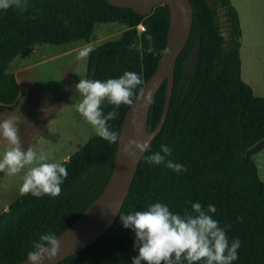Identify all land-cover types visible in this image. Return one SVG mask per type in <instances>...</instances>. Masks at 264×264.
Returning <instances> with one entry per match:
<instances>
[{"label":"trees","instance_id":"1","mask_svg":"<svg viewBox=\"0 0 264 264\" xmlns=\"http://www.w3.org/2000/svg\"><path fill=\"white\" fill-rule=\"evenodd\" d=\"M192 29L177 58L170 106L161 132L145 152L128 195L108 231L90 246L57 264H131L138 256L135 233L124 228L120 213L142 211L150 204L168 206L173 214L192 212V204L206 209L224 229L229 243L239 239L233 264H264V181L254 155L264 150V97L253 95L242 81L239 47L241 30L229 0H190ZM28 9L0 10V114L14 110L20 88L9 64L21 53L40 45L90 43L96 25L121 23L126 29L115 41H106L87 54L85 79L106 81L135 72L145 82L161 56L146 49L151 34L156 49H163L169 24L167 6L149 15L116 7L105 0H28ZM218 9L225 16L228 39L221 32ZM35 16V19L32 17ZM144 31L139 33L137 26ZM142 87L138 86V88ZM166 83L159 88L149 111L148 128L160 118ZM129 106L118 109L106 101L108 121L120 133ZM168 145L175 163L186 171L173 172L164 164L150 165L144 157ZM117 143L94 135L61 162L68 176L61 194L52 198L21 193L0 214V264H17L46 232L59 235L100 195L113 169ZM183 264H188L183 261ZM195 264H204L203 261Z\"/></svg>","mask_w":264,"mask_h":264},{"label":"clouds","instance_id":"2","mask_svg":"<svg viewBox=\"0 0 264 264\" xmlns=\"http://www.w3.org/2000/svg\"><path fill=\"white\" fill-rule=\"evenodd\" d=\"M28 0H0V10L15 8L20 12L28 9ZM35 19V16L32 17ZM146 39L149 46L146 49L150 55L165 57L169 55L168 48L156 49L154 39L149 34ZM90 52L85 49L81 58ZM144 81L135 72H125L121 77L106 81L94 79H80L75 92L79 101L74 105L76 111L90 124L97 136L109 144L121 140L118 132L110 130L108 121L118 118L117 110L121 105L133 106L134 101L143 98L150 102L152 92L145 94L141 86ZM105 101L115 106L106 115L102 110ZM0 138L6 142L2 157H0V172L7 175H17L27 168L20 186L21 195L31 194L40 198L49 196L56 198L61 194L68 170L61 163L47 162L44 153L37 152L29 146L26 150L21 146L16 119L8 117L0 121ZM148 141L129 140L123 151L128 157H135L137 153L148 151ZM172 150L168 145H162L160 151L144 157L150 165L164 164L176 173L186 171L185 167L167 157ZM192 212L173 214L168 206L161 203L150 204L142 211H135L127 215L120 213V220L126 229L135 233V245L138 256L131 264H188L203 261L204 264H233L238 259L239 239L229 243L224 229L211 214L216 213L214 205L209 204L205 209L200 203L192 204ZM60 249V243L54 232H46L33 243L32 250L27 253L26 260L30 264H43L45 260H54Z\"/></svg>","mask_w":264,"mask_h":264},{"label":"rangeland","instance_id":"3","mask_svg":"<svg viewBox=\"0 0 264 264\" xmlns=\"http://www.w3.org/2000/svg\"><path fill=\"white\" fill-rule=\"evenodd\" d=\"M218 21L223 36L228 39L229 31L221 9H218ZM125 29L126 26L121 23L98 24L90 43L40 45L21 53L9 64L8 72L15 75L19 83L20 96L13 110L15 112L6 115L4 119L10 116L16 119L21 146L25 150L32 146L36 138L34 135L39 132L40 128H43L39 147L35 151L37 154H46L47 162L60 163L64 154L67 152L73 154L78 151L81 145L94 134L91 127L84 126L75 133L71 131L70 117L76 114L74 105L79 101L74 86L79 83L80 79L86 77L87 55L81 58L80 54L86 48L93 49L106 41L117 40ZM257 80L259 81V78ZM37 95L44 96L47 101H50L51 96H55L54 101L59 103L63 101V107L57 109L58 104L46 105L45 101L36 97ZM41 108L45 111L43 116ZM36 113L39 118L38 122H35ZM54 113L55 116L50 121L45 119L48 114ZM30 121H33L34 126L30 125ZM36 123H38V128ZM5 147L6 142L0 138V157ZM254 159L258 167L259 178L264 181V150L254 155ZM26 170L27 168L14 176L0 172V200L5 198L2 197L3 194H7L9 197L5 200H9L15 192H19L20 187L17 189V182L18 179L21 180Z\"/></svg>","mask_w":264,"mask_h":264},{"label":"water","instance_id":"4","mask_svg":"<svg viewBox=\"0 0 264 264\" xmlns=\"http://www.w3.org/2000/svg\"><path fill=\"white\" fill-rule=\"evenodd\" d=\"M108 4L129 8L141 15H149L158 6H167L169 24L164 48L169 55L160 57L151 76L144 82L145 94L152 92L150 102L143 98L129 106L121 124V140L117 142L114 163L110 178L100 195L67 229L57 235L60 249L54 260H45L43 264H57L93 244L111 227L118 216L128 195L140 162L145 154L135 157L124 154L129 140L148 141L149 146L163 129L170 106L174 71L178 56L184 49L192 29L193 8L190 0H105ZM166 83L162 112L156 127L148 128V115L153 100L163 83ZM17 264H30L26 259Z\"/></svg>","mask_w":264,"mask_h":264},{"label":"crops","instance_id":"5","mask_svg":"<svg viewBox=\"0 0 264 264\" xmlns=\"http://www.w3.org/2000/svg\"><path fill=\"white\" fill-rule=\"evenodd\" d=\"M229 1L237 12L239 18L240 30H241V40L239 47L241 79L251 88L254 96L264 97V0H229ZM258 78L260 82L257 80ZM36 97L41 98L43 101H45L46 105L58 104L59 106L57 107V109L63 107V101L60 103L54 101L55 96H51L50 101L45 100L44 96L41 97L40 95H37ZM41 110L43 112L42 113L43 116L45 111L43 110V108H41ZM14 112L15 111L13 110L4 111L3 113L0 114V121L4 119L6 115L13 114ZM54 116L55 113L48 114L45 117V119L47 121H50ZM70 118L72 122L71 131H74L73 133L81 130L83 128L82 126H84V127L92 128V133L94 134L91 137L96 135L94 128L90 124H88L78 112H76V114L74 116H71ZM38 121L39 118L36 113L35 122ZM33 124H34L33 121H30V125ZM36 127L38 128V123H36ZM42 129L43 128H40L39 132H36V135H34L36 137L35 141L33 143L31 142L32 143L31 147L32 148L34 147L33 148L34 150H36L39 147V142L41 140V135H42ZM87 140L81 145L80 148L84 146ZM70 155H72L71 152H67L66 154H64L62 161L68 159ZM17 183H18L17 186L18 189L22 184V178L21 180L18 179ZM19 194L20 191L18 193L15 192L14 196H12L13 198L11 197L9 198V200H5L6 197L9 196H7V194H3L2 197L5 198H3V200H0V214L8 208L9 204Z\"/></svg>","mask_w":264,"mask_h":264},{"label":"built area","instance_id":"6","mask_svg":"<svg viewBox=\"0 0 264 264\" xmlns=\"http://www.w3.org/2000/svg\"><path fill=\"white\" fill-rule=\"evenodd\" d=\"M137 31L141 33L142 31H144V27L142 25L137 26Z\"/></svg>","mask_w":264,"mask_h":264}]
</instances>
